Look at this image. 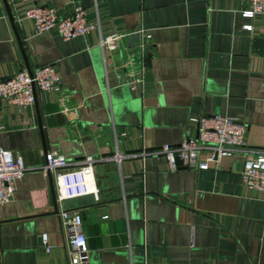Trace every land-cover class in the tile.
Masks as SVG:
<instances>
[{
	"label": "crops",
	"instance_id": "0c3cea01",
	"mask_svg": "<svg viewBox=\"0 0 264 264\" xmlns=\"http://www.w3.org/2000/svg\"><path fill=\"white\" fill-rule=\"evenodd\" d=\"M33 3L59 15L79 6L90 27L68 39L34 33L31 19L15 16ZM247 3L0 0V78L52 63L61 82L57 92L34 89L27 107L0 98V147L26 166L0 204V264H67L49 177L37 167L46 149L97 158L96 197L64 202L81 214L87 264H264V191L242 182V151L207 169L170 168L160 153H138L193 135L191 117L200 113L236 117L246 145L264 148V12L242 16ZM139 27L149 45L131 87L114 65ZM110 33L120 34L119 46L102 49L97 40Z\"/></svg>",
	"mask_w": 264,
	"mask_h": 264
},
{
	"label": "built area",
	"instance_id": "2783aa9c",
	"mask_svg": "<svg viewBox=\"0 0 264 264\" xmlns=\"http://www.w3.org/2000/svg\"><path fill=\"white\" fill-rule=\"evenodd\" d=\"M247 6L240 10L246 17L264 12V0H247ZM15 16L26 17L32 21V32L52 29L62 39L76 37L84 33L90 24L86 21L84 9L75 6L68 14L59 15L49 4H37L23 7ZM243 28L251 24L244 22ZM138 40L132 48L125 52L114 65L118 72L124 71L126 82L136 86L140 80V68L145 57L150 34L139 27ZM120 43V34L102 35L97 45L102 49L115 50ZM136 61V62H135ZM61 82L54 64L44 63L27 69L20 67L0 78V98L18 107H27L34 101V89L41 91H60ZM194 124V134L187 136L178 143H162L150 150L140 149L143 156L147 153H160L170 168L180 164L207 169L209 162L219 156H229L234 151H242L241 180L252 188L264 191V148H252L246 145L244 133L245 124L234 116L218 113H200L191 117ZM133 155V153H128ZM102 157V156H101ZM105 157V156H104ZM117 160L118 153L108 156ZM100 158V157H99ZM97 158L86 154L79 159H68L54 149H46L43 161L37 166L52 178L56 214L65 232L69 248L67 264H87L88 246L81 227V214L76 207H66L64 202L70 198L92 194L96 197V187L93 177V164ZM26 166L18 153L0 147V204L10 200L16 181L20 178ZM44 249L50 244L46 233H40Z\"/></svg>",
	"mask_w": 264,
	"mask_h": 264
},
{
	"label": "water",
	"instance_id": "95a60500",
	"mask_svg": "<svg viewBox=\"0 0 264 264\" xmlns=\"http://www.w3.org/2000/svg\"><path fill=\"white\" fill-rule=\"evenodd\" d=\"M11 16V15H10ZM10 19H12V17L10 18ZM33 93H34V90H33ZM34 96H35V94H34ZM38 125L40 126V120L38 119ZM176 161V163L180 166H184V165H182V164H180L181 162H180V160L179 159H176L175 160ZM48 177H49V183H50V187H51V191H52V199L54 200V191H53V183H52V178H51V175L48 173ZM54 206H55V201H54Z\"/></svg>",
	"mask_w": 264,
	"mask_h": 264
}]
</instances>
